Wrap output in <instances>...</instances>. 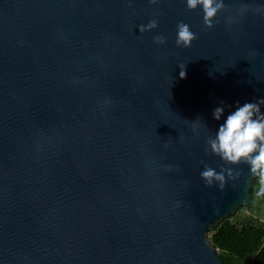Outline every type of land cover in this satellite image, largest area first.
<instances>
[{
  "label": "water",
  "instance_id": "obj_1",
  "mask_svg": "<svg viewBox=\"0 0 264 264\" xmlns=\"http://www.w3.org/2000/svg\"><path fill=\"white\" fill-rule=\"evenodd\" d=\"M224 3L205 27L183 0H0V264H224L207 232L258 172L206 140L264 97V0Z\"/></svg>",
  "mask_w": 264,
  "mask_h": 264
},
{
  "label": "clouds",
  "instance_id": "obj_2",
  "mask_svg": "<svg viewBox=\"0 0 264 264\" xmlns=\"http://www.w3.org/2000/svg\"><path fill=\"white\" fill-rule=\"evenodd\" d=\"M150 3H157L158 0H149ZM129 4L133 0H128ZM185 8L196 10L199 8L201 19L205 27H212L215 16L225 6L224 0H183ZM243 14V9L238 10ZM257 11H264L257 9ZM231 22V21H229ZM155 18L149 19L147 23L137 25L139 32L153 30L157 27ZM194 33L189 24L178 21L175 28V44L178 47H189L195 39ZM166 37L160 34L153 36L154 43L163 44ZM179 76L185 75V65H178ZM264 97L254 100H247L243 103L235 101L232 110L225 114V108L229 107L224 101H219L211 109V116L219 123L213 133L206 140V151L218 156L229 164L246 163L251 172L259 173L264 181ZM197 118H200L197 116ZM203 182L211 186L214 182L223 187L225 174L213 167L205 165L199 173Z\"/></svg>",
  "mask_w": 264,
  "mask_h": 264
},
{
  "label": "trees",
  "instance_id": "obj_3",
  "mask_svg": "<svg viewBox=\"0 0 264 264\" xmlns=\"http://www.w3.org/2000/svg\"><path fill=\"white\" fill-rule=\"evenodd\" d=\"M264 203V181L259 173L251 180L244 205L225 215L207 232V239L224 264H264V223L243 215L255 201Z\"/></svg>",
  "mask_w": 264,
  "mask_h": 264
},
{
  "label": "rangeland",
  "instance_id": "obj_4",
  "mask_svg": "<svg viewBox=\"0 0 264 264\" xmlns=\"http://www.w3.org/2000/svg\"><path fill=\"white\" fill-rule=\"evenodd\" d=\"M240 213L247 217H253L254 220L264 223V203L257 202L256 198L249 208L243 209Z\"/></svg>",
  "mask_w": 264,
  "mask_h": 264
}]
</instances>
